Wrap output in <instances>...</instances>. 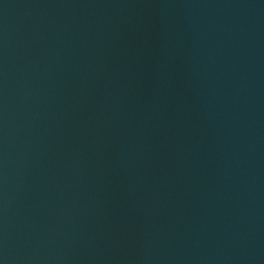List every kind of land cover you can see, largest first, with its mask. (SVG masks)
<instances>
[{"label":"water","instance_id":"obj_1","mask_svg":"<svg viewBox=\"0 0 264 264\" xmlns=\"http://www.w3.org/2000/svg\"><path fill=\"white\" fill-rule=\"evenodd\" d=\"M0 264H264V0H0Z\"/></svg>","mask_w":264,"mask_h":264}]
</instances>
